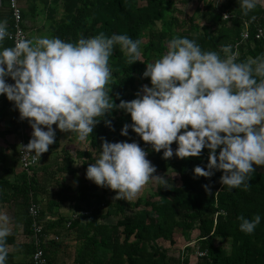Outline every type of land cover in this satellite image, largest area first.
<instances>
[{
  "label": "trees",
  "instance_id": "trees-1",
  "mask_svg": "<svg viewBox=\"0 0 264 264\" xmlns=\"http://www.w3.org/2000/svg\"><path fill=\"white\" fill-rule=\"evenodd\" d=\"M136 1L139 5L131 0H52V6L45 10L51 22V37L74 42L81 36L126 33L134 40H146L141 44L139 61L132 64L119 45L114 48L109 61L112 77L106 87L111 90L110 95L117 105L121 99L136 98L142 83L150 82L148 77H143L146 64L159 59L175 37L194 39L203 50L217 51L222 58L232 55L234 45L238 43L237 62L264 55V39H255L257 28L264 32V5H258L245 15L239 0H224L218 9L208 1L202 11L196 10L207 21L199 28L195 17L180 8L189 0ZM224 13L229 15L228 19H223ZM154 23H159V28H154ZM245 24L248 40L239 43ZM9 45L12 46L10 42ZM8 81L11 83L12 79L9 77ZM10 103L14 105L13 101ZM105 120H110L111 125ZM125 123H132L130 113L113 109L95 126L86 142L99 155L105 139L109 142L136 141L146 149L156 171L175 175L179 185L167 188L160 182L153 194L133 202L113 197L104 199L109 187L98 186L92 180L89 183L86 177L88 165L96 160L93 153L85 150L72 154L65 148L61 149L62 162L55 172L47 166L39 168L42 174L49 175L51 185L58 190L42 184L34 170L38 164L30 173L23 169L16 172L11 185L26 214L30 202L38 205L42 197L46 198L45 209H40L38 215L42 225L40 249L45 257L49 258L42 242L53 229L49 226H56L75 234L74 264H188V255L172 257L158 241L174 245L177 235L188 240L190 233L196 230L199 255L196 264H264V172L256 170L250 174L247 190L243 187L228 190L221 182L223 170H214L211 177L195 178V166L207 167V148L198 157L179 158L174 153L173 157L164 158L163 149L155 151L133 129L129 128L128 136L122 135ZM61 131L66 135L77 134ZM22 138L26 141V136ZM58 143L59 136L56 135L55 143L50 146L56 149ZM172 147H177L176 142ZM76 161H79V167L75 166ZM61 175L71 178L76 186L60 185ZM66 203L71 207V217L62 216L53 222H45L46 214H54L53 211ZM256 214L262 217L256 230L251 234L243 232L238 217L244 215L253 219ZM111 218L116 219L115 223H109ZM26 229L33 236L29 216ZM216 240H229V252L225 253ZM31 249L32 255L35 252L33 243Z\"/></svg>",
  "mask_w": 264,
  "mask_h": 264
},
{
  "label": "clouds",
  "instance_id": "clouds-1",
  "mask_svg": "<svg viewBox=\"0 0 264 264\" xmlns=\"http://www.w3.org/2000/svg\"><path fill=\"white\" fill-rule=\"evenodd\" d=\"M239 4L247 15L264 0ZM8 35L7 20L0 19V95L14 102L20 119H27L33 129L24 145L26 153L40 157L48 151L56 138L53 125L85 141L106 114L119 108L132 120L121 134L128 136L133 129L155 151L163 149L164 158L174 153L179 158L198 157L207 148V167L195 166V178L223 170L221 182L228 190H247L254 165L264 166V55L237 62L235 55L222 58L194 39L175 37L159 59L146 64L143 77H150L151 86L142 85L136 98L121 99L117 105L106 87L112 77L110 57L119 45L129 64L139 61L140 39L100 33L74 42L22 38L14 46H4ZM105 123L111 125L110 120ZM147 155L136 141L105 139L86 177L117 190L115 199L133 200L149 180L162 178L152 175L156 167ZM238 219L240 229L251 234L262 217ZM9 225L10 216L0 209V264H7Z\"/></svg>",
  "mask_w": 264,
  "mask_h": 264
},
{
  "label": "crops",
  "instance_id": "crops-1",
  "mask_svg": "<svg viewBox=\"0 0 264 264\" xmlns=\"http://www.w3.org/2000/svg\"><path fill=\"white\" fill-rule=\"evenodd\" d=\"M51 1L19 0L18 4L23 13V28L29 39L35 40L37 37H51V22L45 11L47 7L52 6ZM0 19L7 20L8 31H10L12 21L8 9V0H0ZM4 46H10L6 39ZM25 128L33 132L28 120L20 119L19 110L14 105H11L6 95H0V209L7 211L10 216L9 226L12 229L11 234L7 237V264H30L32 252L31 244L33 243V237L26 229L29 215L25 213V208H23V204L17 198L11 185L15 173L22 170L17 159V145L20 140L17 141V139L20 132L25 137L23 130ZM13 159H15L14 162H12ZM43 204L44 208H39L37 205L38 212L40 209H45L46 202ZM53 213L46 214L45 222H53L58 217H62L56 211H53ZM49 227H53V229L49 231L42 242V246L46 248L49 257L48 260L52 261V264H74L77 249L75 234L67 232L64 230V227ZM59 237L74 240V247L70 248V243L62 242L63 239L59 241ZM70 251L72 256L70 255Z\"/></svg>",
  "mask_w": 264,
  "mask_h": 264
},
{
  "label": "rangeland",
  "instance_id": "rangeland-1",
  "mask_svg": "<svg viewBox=\"0 0 264 264\" xmlns=\"http://www.w3.org/2000/svg\"><path fill=\"white\" fill-rule=\"evenodd\" d=\"M131 1L133 4L139 5V3L136 0H131ZM208 1L212 2L214 7L216 9H218L224 0H189V3L185 7L180 6V8L186 14L193 15L196 19V23L198 24L199 28H201L207 21H206V19H202L201 16L199 15L200 13H198L196 10L198 8L199 10L202 11L203 7L206 5V3H208ZM153 27L159 28V23H154ZM145 42H146V40L144 39L142 41V43H145ZM148 80L150 81V77H148ZM144 84H148L149 86H151V81L149 83L143 82L142 85H144ZM141 86H140V88H141ZM53 127L56 128V135L59 136V143H58L59 147L56 149H53L51 146H49L48 151L41 154V156L39 157V163L34 168V170L36 172H38V176H39L38 178L40 179V181H42V184H44L47 187H50L51 190H58V187L51 185V180L49 178V175L47 176L45 174H42L39 171V168L43 167V166H47L48 168H50V171L55 172L57 165L59 166L60 163L62 162V160H61V158H62L61 149L62 148L68 149L72 154H74L76 151L90 150L93 153L95 159L99 155H96L95 150H92L90 148V146L88 145L86 140L80 141L78 139L77 134L70 133V134L66 135L58 127H56V125H53ZM23 130H24V133L26 136V141L29 142L30 138H31L32 131H28L27 128H25ZM22 137H23L22 132H20V135H19L17 141L19 139L21 140ZM173 144H174V142H173ZM147 159L150 160V157L147 156ZM14 161H15V159L12 160V162H14ZM79 165H80L79 161H76L75 166L79 167ZM254 167L256 170L264 172V166L254 165ZM152 175H158V176H161L162 178H154V179L149 180L145 184V186L142 188V190L140 191L138 196L135 199L130 200V201L133 202L137 198H147L149 195H151L155 192L156 187L158 186V184L160 182L163 184L164 187H167V188L168 187H176L179 185V181L176 179L175 175H172L171 173L164 174L162 172L156 171ZM57 177L59 178V176H57ZM60 179H62V181L59 182L60 185L70 186V187L76 186L75 182L66 175H61ZM88 182L90 183L91 180L88 179ZM108 190L109 191L103 195V198L104 199H110L111 197H113V199H115L114 198L115 197L114 190L111 188H108ZM112 190H113V192H112ZM96 192L100 193V190H97ZM45 202H46V199L44 197L41 198V203L38 204L39 208H44L43 203H45ZM56 212L59 213L61 216L68 217V218L73 215L71 207L67 203L62 205L59 210H56ZM115 221H116L115 218L109 219V223H111V224L115 223ZM60 239H63L62 242H67L68 244L70 243L71 244V246L69 244L70 248L74 247V244H75L74 240H72V239L69 240L66 237H61V238L59 237V241H60ZM196 239H197V231L193 230L190 233L188 240L184 239V237L177 235L175 238V244L174 245H170L169 243L163 242V241H158V244L160 246H162L163 248L167 249L168 254L170 256L175 257V258H178V257L184 258L185 256L188 255V264H196L198 256H199L198 252H197ZM215 242H216V244H221L223 246L225 253L229 252V247H230V241L229 240H223V241L216 240ZM70 255H71V251H70Z\"/></svg>",
  "mask_w": 264,
  "mask_h": 264
},
{
  "label": "built area",
  "instance_id": "built-area-1",
  "mask_svg": "<svg viewBox=\"0 0 264 264\" xmlns=\"http://www.w3.org/2000/svg\"><path fill=\"white\" fill-rule=\"evenodd\" d=\"M18 2L19 0H8V9L12 22H11V30L8 31L9 35L5 39L9 41L12 46H14L17 39L28 38L27 34L25 33L24 29L21 26L22 13ZM228 18L229 15L224 13L223 19H228ZM255 39L256 40L264 39V32L261 28H257ZM246 40H248L247 24H245V29L241 35V41L239 43H242ZM237 49H238V43L234 45V52L232 54L235 55V58L237 56ZM11 83H14V81L12 80ZM26 144L27 142L25 141L24 138H22L19 141L18 150H17V159L20 168L29 172L31 168H34L39 163V157L26 153L24 150V145ZM33 154L35 153L33 152ZM28 215L30 217L31 227L33 230L32 241L33 244L35 245V252L30 257V264H51L48 261V259L45 257L43 251L40 249V245H41L40 234L42 231V225L39 222L38 207L33 202H30L28 206Z\"/></svg>",
  "mask_w": 264,
  "mask_h": 264
}]
</instances>
